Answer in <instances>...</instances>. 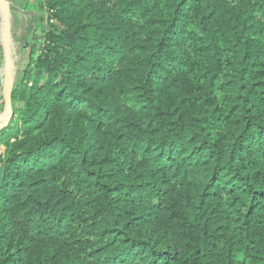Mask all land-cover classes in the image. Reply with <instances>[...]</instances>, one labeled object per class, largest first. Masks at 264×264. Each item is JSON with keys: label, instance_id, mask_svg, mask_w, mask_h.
Masks as SVG:
<instances>
[{"label": "trees", "instance_id": "16d2710c", "mask_svg": "<svg viewBox=\"0 0 264 264\" xmlns=\"http://www.w3.org/2000/svg\"><path fill=\"white\" fill-rule=\"evenodd\" d=\"M44 7L0 132V264H264V0Z\"/></svg>", "mask_w": 264, "mask_h": 264}, {"label": "water", "instance_id": "95a60500", "mask_svg": "<svg viewBox=\"0 0 264 264\" xmlns=\"http://www.w3.org/2000/svg\"><path fill=\"white\" fill-rule=\"evenodd\" d=\"M13 6L9 0H0V46L3 53V100L4 111L0 114V132L7 129L14 118L13 91L18 76L19 52L13 35ZM3 152L0 148V157Z\"/></svg>", "mask_w": 264, "mask_h": 264}, {"label": "rangeland", "instance_id": "374dc122", "mask_svg": "<svg viewBox=\"0 0 264 264\" xmlns=\"http://www.w3.org/2000/svg\"><path fill=\"white\" fill-rule=\"evenodd\" d=\"M11 2L14 16L13 35L19 52V71V69L23 70L29 62L30 45L36 39L37 44H40V38L48 29L49 25L46 23L48 12L45 10L44 0H19V2L12 0ZM20 2L21 5L18 4ZM18 6L21 8V12L16 9Z\"/></svg>", "mask_w": 264, "mask_h": 264}, {"label": "crops", "instance_id": "0c3cea01", "mask_svg": "<svg viewBox=\"0 0 264 264\" xmlns=\"http://www.w3.org/2000/svg\"><path fill=\"white\" fill-rule=\"evenodd\" d=\"M9 1L11 2L12 0H9ZM15 1L19 2V0H15ZM11 3H12V2H11ZM18 4L21 5V2L18 3ZM16 9L19 10V11L21 12V8H20V6H18ZM22 11H23V10H22ZM0 58H3V53H2V56H1ZM3 60H4V59H3ZM2 89H3V72L0 71V114H2L3 111H4V100H3ZM0 148H2L1 151L4 152V147H1V146H0Z\"/></svg>", "mask_w": 264, "mask_h": 264}, {"label": "built area", "instance_id": "2783aa9c", "mask_svg": "<svg viewBox=\"0 0 264 264\" xmlns=\"http://www.w3.org/2000/svg\"><path fill=\"white\" fill-rule=\"evenodd\" d=\"M4 60L0 58V71H3Z\"/></svg>", "mask_w": 264, "mask_h": 264}]
</instances>
